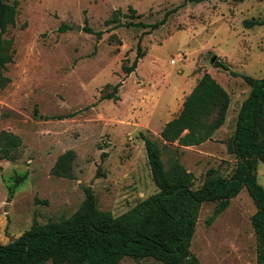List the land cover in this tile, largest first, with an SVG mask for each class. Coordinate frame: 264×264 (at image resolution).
Wrapping results in <instances>:
<instances>
[{
  "label": "rangeland",
  "instance_id": "rangeland-1",
  "mask_svg": "<svg viewBox=\"0 0 264 264\" xmlns=\"http://www.w3.org/2000/svg\"><path fill=\"white\" fill-rule=\"evenodd\" d=\"M10 2L17 14L2 36L11 42L13 62L0 73L9 79L0 88V136L8 133L19 144L0 142V244L35 223L71 217L83 208L86 188L96 207L113 216L156 194L141 133L162 148L166 169L179 161L194 190L210 169L226 178L234 173L237 159L227 144L251 90L242 76L264 78V0ZM129 6L141 17L130 18ZM119 9L120 25L107 24ZM166 14V23L151 32L134 26ZM245 20L256 25L246 28ZM140 38L146 54L126 75L122 66L132 65ZM204 73L230 95L224 125L199 145L164 142V125L178 116ZM118 83V99H102ZM214 117L211 110L205 122ZM255 172L264 188L262 162ZM214 208L206 202L199 210L191 251L200 264H257L256 208L247 190L208 225ZM119 264L156 261L125 257Z\"/></svg>",
  "mask_w": 264,
  "mask_h": 264
},
{
  "label": "trees",
  "instance_id": "trees-1",
  "mask_svg": "<svg viewBox=\"0 0 264 264\" xmlns=\"http://www.w3.org/2000/svg\"><path fill=\"white\" fill-rule=\"evenodd\" d=\"M189 1L199 4L209 0ZM128 10L130 18L141 17L132 6ZM16 14V3L0 0V73L13 62L11 42L2 40V36L15 25ZM120 14V9L115 11L106 23L120 25ZM167 16L154 24L138 22L134 26L151 32L164 25ZM244 25L252 28L256 22L245 20ZM65 29L66 26L62 28ZM84 31L94 33L98 39L102 36L101 32L95 33L88 27ZM145 54L140 38L135 60L130 66L123 65V72L126 75L134 72ZM216 65L229 70L221 63ZM242 78L251 90L240 107L235 134L227 144V152L237 159L236 170L229 178L210 169L203 185L192 189L190 173L178 160L166 169L162 148L141 133L152 180L159 188L156 194L120 216H113L96 207L91 189L86 188L83 208L71 217L44 225L35 223L11 243L0 244V264H119L125 257L135 261L151 258L156 264H200L191 251V242L202 204L215 203L214 212L207 220L210 225L244 189L256 208L251 224L257 244V264H264V188L255 172L258 161L264 164V78ZM8 82L9 79L0 77V88ZM120 86L121 83L115 85L114 91L102 99L117 100ZM230 101L226 89L211 74L204 73L186 97L178 116L164 125L160 134L162 140L177 141L184 146L207 141L224 125ZM211 110H215V117L206 123ZM1 140L12 147L19 144L18 139L8 133H2Z\"/></svg>",
  "mask_w": 264,
  "mask_h": 264
},
{
  "label": "water",
  "instance_id": "water-1",
  "mask_svg": "<svg viewBox=\"0 0 264 264\" xmlns=\"http://www.w3.org/2000/svg\"><path fill=\"white\" fill-rule=\"evenodd\" d=\"M215 60H216V56H213V57L211 58V63L213 64V63L215 62Z\"/></svg>",
  "mask_w": 264,
  "mask_h": 264
},
{
  "label": "built area",
  "instance_id": "built-area-1",
  "mask_svg": "<svg viewBox=\"0 0 264 264\" xmlns=\"http://www.w3.org/2000/svg\"><path fill=\"white\" fill-rule=\"evenodd\" d=\"M174 62V61H173Z\"/></svg>",
  "mask_w": 264,
  "mask_h": 264
},
{
  "label": "crops",
  "instance_id": "crops-1",
  "mask_svg": "<svg viewBox=\"0 0 264 264\" xmlns=\"http://www.w3.org/2000/svg\"><path fill=\"white\" fill-rule=\"evenodd\" d=\"M169 122V121H168Z\"/></svg>",
  "mask_w": 264,
  "mask_h": 264
}]
</instances>
